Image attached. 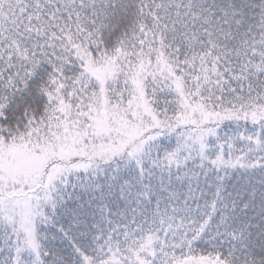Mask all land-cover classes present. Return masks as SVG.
Returning <instances> with one entry per match:
<instances>
[{
  "label": "snow or ice",
  "instance_id": "snow-or-ice-1",
  "mask_svg": "<svg viewBox=\"0 0 264 264\" xmlns=\"http://www.w3.org/2000/svg\"><path fill=\"white\" fill-rule=\"evenodd\" d=\"M0 264H264V0H0Z\"/></svg>",
  "mask_w": 264,
  "mask_h": 264
}]
</instances>
